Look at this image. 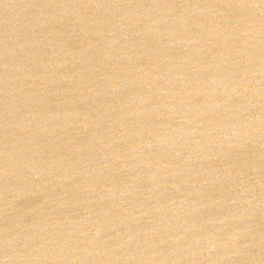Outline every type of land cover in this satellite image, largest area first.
<instances>
[{"label": "water", "instance_id": "1", "mask_svg": "<svg viewBox=\"0 0 264 264\" xmlns=\"http://www.w3.org/2000/svg\"><path fill=\"white\" fill-rule=\"evenodd\" d=\"M0 264H264V0H0Z\"/></svg>", "mask_w": 264, "mask_h": 264}]
</instances>
